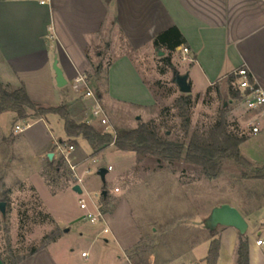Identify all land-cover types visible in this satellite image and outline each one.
<instances>
[{
    "label": "rangeland",
    "instance_id": "rangeland-1",
    "mask_svg": "<svg viewBox=\"0 0 264 264\" xmlns=\"http://www.w3.org/2000/svg\"><path fill=\"white\" fill-rule=\"evenodd\" d=\"M171 57L177 70L192 81L190 93H180L173 82L175 73L165 69L161 57L154 58L159 75L150 78L149 85L155 105L143 112L121 103L107 109L99 102L110 129H133L154 121L160 136L182 138L184 132L176 101L182 95H189L190 123L186 142L194 132L208 135L219 121L221 110L226 108L224 117L228 130L239 131L247 137L239 145L240 152L254 164H264V134L248 135L245 129L248 115L240 109L241 101H230L227 85L197 94L204 89L198 70L187 61H181L176 51ZM102 64H106V59ZM95 81V85L102 84L103 78ZM90 90L96 93L93 87ZM43 118L28 115L18 119L13 112L0 114V203L4 209V214L0 213V257L4 260L10 258L9 251L14 256L26 255L40 244L43 236L57 229L63 236L48 245L57 261L66 257L73 264H120L115 258L117 244L111 239L109 227V232L102 234V226L84 220L78 205L80 199L89 211H93L95 205L100 211H114V228L120 234L130 233L135 226L146 231L141 243L127 251L130 264H162L177 256L187 257L184 255L189 249L196 255H204L209 247V229L222 228L214 225L213 216L214 208L221 202L230 203L240 211L246 219L247 239L252 243L257 239L263 241L264 251V182L249 179V169L226 161L218 176L210 179L194 165L162 163L163 168L157 169L154 158H140L132 152L106 148L91 156V148L84 139L65 137L62 121L55 115H47V120L42 122L46 132L41 125L28 129L34 121ZM15 126L24 130L15 132ZM96 128L102 129L100 125ZM49 137L63 143L55 159L61 156L64 159L58 172L46 166L44 157H39L42 146L46 142L50 145ZM68 145L73 146L71 153L84 158L76 164V170L66 161ZM100 168L107 171L103 182L97 175ZM75 184L81 194L71 190ZM104 190L107 201L101 205L100 194ZM193 210L200 213L201 220L191 214ZM244 211L251 213L249 219ZM150 228H154L155 235ZM82 251L88 255L86 259L80 256ZM195 264L203 263L195 261Z\"/></svg>",
    "mask_w": 264,
    "mask_h": 264
},
{
    "label": "crops",
    "instance_id": "crops-1",
    "mask_svg": "<svg viewBox=\"0 0 264 264\" xmlns=\"http://www.w3.org/2000/svg\"><path fill=\"white\" fill-rule=\"evenodd\" d=\"M172 26L181 33L186 42L182 48L188 51L183 54L180 47L176 54L195 67L204 80L203 93L197 94L215 86L226 87L227 76L240 68L246 69L252 83L264 92V0H46L44 4L39 0H0V82L11 89L22 83L30 99L43 107L65 103L76 122L96 128L98 123L90 112L92 99L82 98L76 91L75 79L92 77L94 67L106 59L100 75L103 83L95 85L94 78L87 83L99 92V102L107 109L118 103L143 112L151 109L155 97L149 80L159 75L154 66L158 49L152 41ZM54 64L65 81L62 87L56 85ZM171 64L173 73L181 74ZM189 83L192 87V81ZM240 109L248 119L256 115ZM46 120L47 116L38 119L28 129L41 125L46 132L42 124ZM262 134L264 130L251 136ZM49 139L50 145L46 142L42 146L39 157L47 160L46 154L52 152L55 160L63 143ZM108 148L117 151L112 145ZM67 154V164L76 170V164L84 158L70 151ZM222 204L236 208L227 202L218 206ZM244 213L249 219L251 213ZM114 214L108 212L105 218L111 239L117 244L115 258L120 264H130L127 251L141 243L146 231L135 226L130 233L120 234L114 228ZM191 214L201 220L198 211ZM150 231L155 232L154 228ZM217 238L219 250L214 264H236L238 232L222 227L217 230ZM257 240L252 243L247 239L249 264H264L263 244L256 245ZM207 252L196 255L189 249L184 255L187 257L177 256L162 264H206ZM80 256L88 257L84 251ZM19 264L73 263L66 257L57 261L47 245Z\"/></svg>",
    "mask_w": 264,
    "mask_h": 264
},
{
    "label": "trees",
    "instance_id": "trees-1",
    "mask_svg": "<svg viewBox=\"0 0 264 264\" xmlns=\"http://www.w3.org/2000/svg\"><path fill=\"white\" fill-rule=\"evenodd\" d=\"M154 48L164 50L166 55L160 58L166 70H173L171 64V54L177 49L186 46V42L179 30L175 27H169L158 33L152 41ZM103 73L102 63L94 67L93 76H84L88 83L91 78L99 79ZM162 73V71H161ZM238 77L234 74L227 76L226 85L230 101H241L243 95L249 93L248 90L241 92L235 83ZM249 83L253 85L248 76ZM254 86V85H253ZM218 88V86H215ZM216 88V89H217ZM95 97L99 100L100 94L97 90ZM217 91V90H216ZM209 92V90L207 91ZM179 117L181 118V128L184 132L182 138L170 139L166 134L160 136L154 121L139 124L136 128H113L112 133H106L98 130L93 125L85 122H76L70 115L68 106L63 103L54 107H43L30 99L22 83L16 89H9L8 86L0 82V114L4 112H13L18 119H24L28 115L34 117H45L49 114L57 116L63 125V131L67 139L82 138L91 148V156H95L110 145L117 151L132 152L137 157H152L155 159L157 169H162L163 164L171 166L175 163L191 164L200 169L201 174L210 179H215L220 173L224 162H232L235 166L249 169V179L262 180L264 182V164L256 165L241 152L239 145L247 139L244 133L239 131H229L226 123L224 110H221L219 121L216 122L208 132V135L202 136L192 133L186 142L189 132L188 109L191 104L189 95H182L177 101ZM29 113V114H27ZM63 156L59 160H46V166L53 168L54 172L61 169ZM242 175H246L242 172ZM248 178V177H247ZM105 191V190H104ZM107 201V192L105 196L100 195L101 205ZM107 210L101 212L107 213ZM48 217V216H44ZM62 234L57 229L42 237L37 247L31 248L24 256H14L9 251V259L4 260L0 257L3 264H19L23 260L31 257L38 251L44 249L47 245L55 242ZM219 240L217 230H210V243L204 261L206 264H214L218 257ZM236 264H249L248 243L244 235H239L238 246L236 250Z\"/></svg>",
    "mask_w": 264,
    "mask_h": 264
},
{
    "label": "built area",
    "instance_id": "built-area-1",
    "mask_svg": "<svg viewBox=\"0 0 264 264\" xmlns=\"http://www.w3.org/2000/svg\"><path fill=\"white\" fill-rule=\"evenodd\" d=\"M46 0H39L40 4H44ZM182 53L186 54L188 51L186 48H182ZM235 75L238 77L237 80V88L243 92L248 90L249 93L247 95H243L241 100V108L245 112H256V115L253 118H249L246 123V128L250 135H257L260 134L264 130V92L249 83L248 80V71L244 68H240L235 71ZM75 89L79 92L82 98L92 99V104L90 107L91 116L94 120L97 121L98 125L101 126V130L106 133H112L113 131L110 129L108 125V121L102 108L101 104L99 103L98 99L95 97L93 92L88 87V84L83 76H79L75 79ZM24 130V127L15 126V132H21ZM61 149V145L58 146ZM73 149L72 145L67 146V152ZM73 170L74 167L70 166ZM110 167H108V170ZM80 182V179H78ZM118 189L115 188L114 192H117ZM79 209L83 211V219L88 221L92 225H100L102 226L101 233L106 234L109 232L108 224L105 218V215L99 210V208L95 205L93 211H89L87 209L86 203L80 199L78 201ZM263 242L261 240L256 241V245H262ZM82 256H84L82 254Z\"/></svg>",
    "mask_w": 264,
    "mask_h": 264
},
{
    "label": "water",
    "instance_id": "water-1",
    "mask_svg": "<svg viewBox=\"0 0 264 264\" xmlns=\"http://www.w3.org/2000/svg\"><path fill=\"white\" fill-rule=\"evenodd\" d=\"M158 56H163V52L158 50ZM53 69L55 72V82L57 87H62L65 85V81L63 80L61 71L56 67V64L53 65ZM174 84L177 86V89L182 94H189L191 91V86L188 81V75L187 74H176L173 78ZM139 119V117H137ZM53 158V153L50 152L46 154V159L51 162ZM107 173L106 169L100 168L97 171V175L99 176L100 180L104 181V176ZM71 190L75 192L76 194H81L80 187L75 184L71 187ZM101 196L106 195V191H102ZM0 213L4 214L3 204L0 203ZM213 216H214V225L215 226H222L226 228H233L235 229L239 235H244L247 229V223L246 220L243 218V216L238 212V210L228 204H222L213 210ZM215 227L209 229L213 230ZM67 232V229L64 230Z\"/></svg>",
    "mask_w": 264,
    "mask_h": 264
}]
</instances>
